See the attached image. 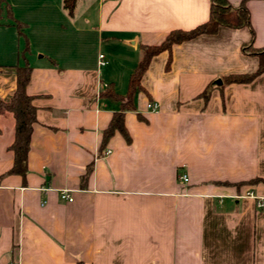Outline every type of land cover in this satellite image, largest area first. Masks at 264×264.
Here are the masks:
<instances>
[{"label": "crops", "instance_id": "obj_1", "mask_svg": "<svg viewBox=\"0 0 264 264\" xmlns=\"http://www.w3.org/2000/svg\"><path fill=\"white\" fill-rule=\"evenodd\" d=\"M227 1L251 28L155 56L125 113L130 141L104 146L120 111L104 91L125 96L143 48L206 23L211 0H77L72 13L65 0H0V103L29 65L37 108L25 178L7 174L16 121L0 116V264H264V209L243 198H264V73L225 83L259 68L244 49L264 50V0Z\"/></svg>", "mask_w": 264, "mask_h": 264}, {"label": "trees", "instance_id": "obj_2", "mask_svg": "<svg viewBox=\"0 0 264 264\" xmlns=\"http://www.w3.org/2000/svg\"><path fill=\"white\" fill-rule=\"evenodd\" d=\"M76 1L77 0H65V8L70 13L73 12ZM221 27L232 29L251 28L250 13L246 6L243 5L239 8H234L227 0H211L210 18L206 23L190 31H173L161 45L143 48L142 59L130 78L128 93L125 96H121L118 95L113 88L108 87L102 95L120 106V111L115 113L108 129L104 132V146L107 145L109 140L117 132L127 141H130L124 123L125 113L135 110L136 97L143 90L141 80L151 60L163 52L171 51L174 45L194 40L202 35L216 34ZM252 38H254L253 31ZM244 50H249L252 55L260 58L258 70L249 75L229 76L225 79L226 84H247L264 73V50L257 51L251 46ZM16 74V92L10 102L0 103V116L11 114L16 121L15 141L10 147V151L14 153V165L7 174L20 175L25 178L28 171V154L30 151L31 136L34 125L37 122V108L33 104L34 97L27 94V86L32 74L31 67L29 65L19 67L16 70ZM213 89L214 85H211L202 94V98H204L205 102L209 101ZM257 182H259V180H254L247 184H254Z\"/></svg>", "mask_w": 264, "mask_h": 264}, {"label": "built area", "instance_id": "obj_3", "mask_svg": "<svg viewBox=\"0 0 264 264\" xmlns=\"http://www.w3.org/2000/svg\"><path fill=\"white\" fill-rule=\"evenodd\" d=\"M99 64L101 67H106L108 65V61L106 59L105 55H100L99 56ZM148 109L152 112H157L159 111V104L157 103H150L148 104ZM111 154V151L107 150L105 151L104 155L108 156ZM181 179L183 181H188V175H183L181 177ZM60 198L64 201H68V202H73L74 198L72 197L71 193L69 191H61L60 192ZM243 198H249V199H253V200H257V208L260 210L264 209V198H258L257 196H255L254 192H248L245 196H243Z\"/></svg>", "mask_w": 264, "mask_h": 264}, {"label": "rangeland", "instance_id": "obj_4", "mask_svg": "<svg viewBox=\"0 0 264 264\" xmlns=\"http://www.w3.org/2000/svg\"><path fill=\"white\" fill-rule=\"evenodd\" d=\"M94 5V6H93ZM92 6L89 7L88 9V20L90 23H94V20H95V16H94V7H95V4H93ZM101 52H106V51H101L99 49V46L97 47L96 45L93 47V48H88L87 50V55L92 58V57H95L97 59L98 55L101 53ZM110 66H107V67H101V69H109Z\"/></svg>", "mask_w": 264, "mask_h": 264}]
</instances>
